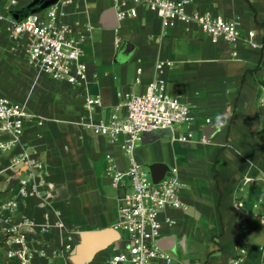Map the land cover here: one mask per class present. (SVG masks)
Segmentation results:
<instances>
[{
	"label": "crops",
	"instance_id": "0c3cea01",
	"mask_svg": "<svg viewBox=\"0 0 264 264\" xmlns=\"http://www.w3.org/2000/svg\"><path fill=\"white\" fill-rule=\"evenodd\" d=\"M32 1L5 9L8 2L0 0V8L14 16ZM188 8L239 19L242 31L254 30L262 46L241 43L234 56L232 45L212 42L196 23L165 24L144 6L137 16L119 19L112 0H76L63 8L64 17L93 27L84 45L85 86L38 78L26 59H10L0 72V93L26 102L46 118L42 125H27L24 141L47 163L51 194L29 197L21 211L39 222L45 209L57 208L67 225L47 234L48 256H37L35 264H109V256L124 247L115 223L120 197L129 187L112 186L105 168L108 153L121 169L129 167L130 156L122 148L123 136L114 141L85 123L84 97L86 91L102 97L103 104L93 113L96 120L116 110L123 114L117 91L144 92L157 76L170 94L190 105L195 119L142 139L135 148L136 158L151 173L159 164L158 173L177 175L184 183L186 207L167 208L162 214L176 220L162 228L161 246L172 260L156 258L150 264H233L234 256L242 258L239 264H264V206H254L264 192V0H190ZM110 9L116 26L105 24ZM161 60L166 63L157 72ZM139 66L144 71L138 83ZM12 78L16 85L9 86ZM7 157L0 152V170ZM7 175L0 173V193ZM86 231L96 234L78 257L74 251ZM68 235L74 249L68 256L53 255ZM242 248L246 252L240 254ZM0 260L19 264L1 246Z\"/></svg>",
	"mask_w": 264,
	"mask_h": 264
},
{
	"label": "built area",
	"instance_id": "2783aa9c",
	"mask_svg": "<svg viewBox=\"0 0 264 264\" xmlns=\"http://www.w3.org/2000/svg\"><path fill=\"white\" fill-rule=\"evenodd\" d=\"M119 19L138 15L140 6L155 12L165 24L174 22L196 23L218 43L224 41L234 47L238 54L241 43L253 47L262 44L255 39V31L244 33L239 19H229L211 9L189 10L190 0H112ZM5 9L17 8L21 0H6ZM76 0H57L45 8L15 18L0 8V33H4L11 48H22L28 64L39 75L54 81H65L71 85L85 86L88 82V68L83 59L85 43L92 32L91 24L72 23L64 17L63 8ZM121 40L118 38L117 43ZM166 62L156 64L160 72ZM143 67L137 68L136 82H142ZM119 107L108 118L96 120L94 111L103 104L98 94L85 93L84 106L88 111L85 123L95 134L104 135L117 141L121 136L123 150L130 156L127 169L118 167L111 153L106 155V175L112 186H128L129 190L120 197L119 217L115 228L125 245L115 250L108 258L109 264H150L156 258L172 260L171 254L162 248L164 223L174 224L171 216L162 218L167 208L186 207L181 191L184 183L179 176H162L155 180L150 170L136 158L135 148L147 132L171 129L175 124L190 122L195 116L190 105L180 95L170 94L167 84L158 76L151 80L144 92L119 90ZM45 117L30 110L28 104L0 93V152L7 160L0 173L7 172V186L0 194V246L8 259H17L19 264H35L37 256H48L50 241L47 234L53 229L67 228L63 212L47 208L41 221H36L21 211L27 199L42 193L51 194L52 182L47 163L37 157L26 144L24 136L27 125L35 121L38 125ZM183 138L181 135L180 138ZM129 180V181H128ZM248 181V179H246ZM254 206H264L263 196ZM242 209V202L237 203ZM264 219V215H262ZM36 232L35 238L31 236ZM72 235L64 247L53 248V255L68 256L74 249ZM36 242L38 245H36ZM246 252L245 248L240 254ZM242 258L234 256L233 264ZM0 264H5L1 262Z\"/></svg>",
	"mask_w": 264,
	"mask_h": 264
},
{
	"label": "water",
	"instance_id": "95a60500",
	"mask_svg": "<svg viewBox=\"0 0 264 264\" xmlns=\"http://www.w3.org/2000/svg\"><path fill=\"white\" fill-rule=\"evenodd\" d=\"M55 1H57V0H33L26 7L22 8L21 10H17L14 14V17L15 18H21L23 15L30 13V12H33V11L41 10V9L45 8L46 6H48L49 4H51ZM112 14H113V9H110L105 13V16H104L105 24H107L109 26H116L117 25V19L116 18L114 19ZM163 131L164 130L147 132L143 136L142 139L144 141L150 140L152 137L160 136V134H158V133H161ZM158 166H159V164H155L152 167V175H153L155 180H158V179L162 178V176H163V174L158 173V171H157ZM95 234H96V232H93V231L84 232V234L82 236V241L76 247L74 254H76L79 257V255L84 252L88 242L92 239L93 236H95ZM116 236H117V234H116ZM101 248H104V247H101Z\"/></svg>",
	"mask_w": 264,
	"mask_h": 264
},
{
	"label": "rangeland",
	"instance_id": "374dc122",
	"mask_svg": "<svg viewBox=\"0 0 264 264\" xmlns=\"http://www.w3.org/2000/svg\"><path fill=\"white\" fill-rule=\"evenodd\" d=\"M0 45H2V46H0V72L2 70H4L5 65L6 66L9 65L10 59H14V58H15V60L16 59L18 60V58L21 60L26 59L25 54L23 52H21L20 49L13 50L11 48V43L7 39V36L4 33H0ZM3 48H6L8 50L5 51ZM9 48H10V50H9ZM32 70L34 71L35 75L38 78L44 77L43 75H39L36 70H34V69H32ZM13 81H14L13 78L11 80L9 79V82H10L9 86H14L13 84H15V83H12ZM11 83H12V85H11ZM145 168H146V166H145Z\"/></svg>",
	"mask_w": 264,
	"mask_h": 264
}]
</instances>
